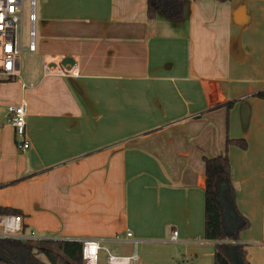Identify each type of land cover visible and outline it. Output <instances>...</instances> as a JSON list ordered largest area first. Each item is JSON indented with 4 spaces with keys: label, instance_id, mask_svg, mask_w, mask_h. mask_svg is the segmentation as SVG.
Instances as JSON below:
<instances>
[{
    "label": "crops",
    "instance_id": "1",
    "mask_svg": "<svg viewBox=\"0 0 264 264\" xmlns=\"http://www.w3.org/2000/svg\"><path fill=\"white\" fill-rule=\"evenodd\" d=\"M35 12V51L18 72L33 87L0 85V208L41 240L97 239L137 264H214L203 158L225 152L250 224L240 242L264 264V0H185L179 21L148 20L147 0H36ZM46 63L77 64L79 77H45ZM21 102L23 152L8 122Z\"/></svg>",
    "mask_w": 264,
    "mask_h": 264
},
{
    "label": "trees",
    "instance_id": "2",
    "mask_svg": "<svg viewBox=\"0 0 264 264\" xmlns=\"http://www.w3.org/2000/svg\"><path fill=\"white\" fill-rule=\"evenodd\" d=\"M185 0H147V19H155L162 13L169 21L183 18ZM262 96V95H261ZM246 149L244 140H226V146ZM205 167L204 189V238L215 243L214 264H250L245 246L240 242L241 233L250 226L239 212L236 190L232 181L231 166L227 154L203 158ZM0 214H18L1 209ZM0 252L6 259L0 264H84L81 244L76 240H39L21 242L0 241Z\"/></svg>",
    "mask_w": 264,
    "mask_h": 264
},
{
    "label": "built area",
    "instance_id": "3",
    "mask_svg": "<svg viewBox=\"0 0 264 264\" xmlns=\"http://www.w3.org/2000/svg\"><path fill=\"white\" fill-rule=\"evenodd\" d=\"M28 2V45L25 48V18L24 4ZM36 0H0V85L8 82H19L22 89L32 88L21 82L18 76L19 56L23 51H35V23H36ZM43 75L45 77H62L75 79L79 77L77 64L71 67L53 66L44 64ZM26 104L21 102L17 106L8 108V122L14 130L15 139L19 151H26L30 144L25 139ZM177 232H173L170 241L177 242ZM126 239H131L132 234L128 231ZM18 240L21 242H34L41 240L36 233L26 232L23 225V216L20 214H0V241ZM81 244V259L84 264H99L100 252L106 254L105 264H137L136 251L129 256L112 255L105 249L102 242L97 239L76 240ZM113 241H122L120 236H115ZM135 248L137 241L131 240Z\"/></svg>",
    "mask_w": 264,
    "mask_h": 264
},
{
    "label": "rangeland",
    "instance_id": "4",
    "mask_svg": "<svg viewBox=\"0 0 264 264\" xmlns=\"http://www.w3.org/2000/svg\"><path fill=\"white\" fill-rule=\"evenodd\" d=\"M24 7H25V12H26L25 29L27 28V30H28V2L27 1L25 2ZM20 58H21V56H20ZM20 71L22 72V64H21ZM0 259H6V257L1 252H0Z\"/></svg>",
    "mask_w": 264,
    "mask_h": 264
}]
</instances>
